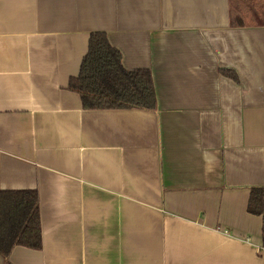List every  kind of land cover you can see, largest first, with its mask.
I'll list each match as a JSON object with an SVG mask.
<instances>
[{
	"label": "crops",
	"instance_id": "obj_1",
	"mask_svg": "<svg viewBox=\"0 0 264 264\" xmlns=\"http://www.w3.org/2000/svg\"><path fill=\"white\" fill-rule=\"evenodd\" d=\"M93 33L155 110L84 108ZM0 188L37 190L43 231L0 264H264V25L231 0H0Z\"/></svg>",
	"mask_w": 264,
	"mask_h": 264
},
{
	"label": "trees",
	"instance_id": "obj_2",
	"mask_svg": "<svg viewBox=\"0 0 264 264\" xmlns=\"http://www.w3.org/2000/svg\"><path fill=\"white\" fill-rule=\"evenodd\" d=\"M234 24L264 25V0H231ZM69 89L81 96L88 110L157 108V95L151 71L127 70L121 52L105 33H93L80 74L72 78ZM263 191L252 190L248 210L262 215ZM17 246L43 248L40 196L37 190L3 191L0 188V254L8 259Z\"/></svg>",
	"mask_w": 264,
	"mask_h": 264
}]
</instances>
